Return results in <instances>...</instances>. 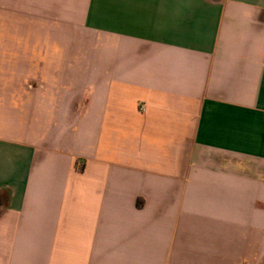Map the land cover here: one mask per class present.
<instances>
[{"label":"crops","instance_id":"1","mask_svg":"<svg viewBox=\"0 0 264 264\" xmlns=\"http://www.w3.org/2000/svg\"><path fill=\"white\" fill-rule=\"evenodd\" d=\"M0 264H264V0H0Z\"/></svg>","mask_w":264,"mask_h":264}]
</instances>
